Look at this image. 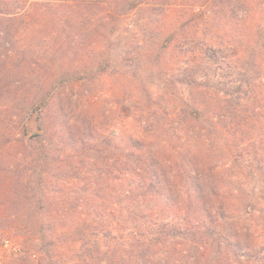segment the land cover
I'll list each match as a JSON object with an SVG mask.
<instances>
[{"label": "rangeland", "instance_id": "1", "mask_svg": "<svg viewBox=\"0 0 264 264\" xmlns=\"http://www.w3.org/2000/svg\"><path fill=\"white\" fill-rule=\"evenodd\" d=\"M118 4L0 0V220L16 218L0 224V264H137L122 251L128 234H142L126 221L123 180L97 184V170L134 136L163 150L201 146L205 106L217 102L190 76H211L220 91L249 69L241 41L254 47L253 13L242 22L210 3L180 12L145 2L126 13ZM81 150L101 161L81 169ZM256 180L247 177L249 190Z\"/></svg>", "mask_w": 264, "mask_h": 264}, {"label": "trees", "instance_id": "2", "mask_svg": "<svg viewBox=\"0 0 264 264\" xmlns=\"http://www.w3.org/2000/svg\"><path fill=\"white\" fill-rule=\"evenodd\" d=\"M145 2L177 5L180 12L210 3L214 15L242 22L253 13L256 34L249 52L241 41L242 55L251 57L249 69L241 65L240 74L222 90L213 91L219 83L211 76L200 83L190 76L217 102L205 106L212 116L205 134L198 136L201 146L192 142L185 150H163L134 136L124 150H115L117 156L110 155L106 168L97 170V184L108 178L106 187H111L123 180L126 221H138L136 227L142 228V234L125 237L123 256H136L137 264H258L264 258V232L259 234L257 224L258 219L264 230V0H119L118 5L126 13ZM209 50L201 48L208 56ZM195 110L199 114L203 108ZM218 130L225 136H213ZM227 141L232 150L223 148ZM80 153L81 162H87L81 169L101 161L97 150ZM249 176L257 179L251 190ZM9 191L19 195L16 184ZM4 215L0 224L16 220ZM120 245L114 243L113 249ZM95 246L99 251V241Z\"/></svg>", "mask_w": 264, "mask_h": 264}]
</instances>
